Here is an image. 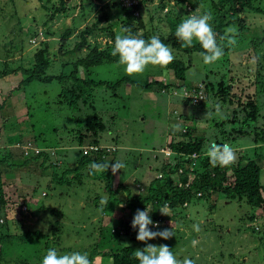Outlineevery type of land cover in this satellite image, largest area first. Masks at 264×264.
Masks as SVG:
<instances>
[{"label": "rangeland", "instance_id": "rangeland-1", "mask_svg": "<svg viewBox=\"0 0 264 264\" xmlns=\"http://www.w3.org/2000/svg\"><path fill=\"white\" fill-rule=\"evenodd\" d=\"M64 1L65 13L59 11L58 0H0V72L7 69L16 71L15 75L0 79V104H3L0 110V156L7 158V161L3 162L4 165L0 166V170L2 180L6 186L8 184L5 187L8 202L15 203L8 211V217L17 218L28 227L27 229L41 231L44 234H48L45 231V227L48 228L45 221L56 220L55 227L60 230L59 248H69L72 252L85 248L97 236V222L101 219L96 210L97 205L92 203L95 190L93 181L85 179L83 186L76 184L52 186L50 180L52 176L49 171L45 177L38 178V175L33 176L29 174V170L19 167L30 168V164L20 166L22 161L42 151L49 155V160L44 163L45 166L49 163L54 164L55 173L60 175L83 153V148L87 144L84 142L79 146L76 144V139L79 137L78 132H83L84 129H81V124L78 122V114L68 111L63 105L53 101L60 89L57 83L39 84L33 81L25 87H20L19 91L13 93L11 91L23 77L18 70L28 68L34 55L44 47H47L50 56L58 58L55 62L51 61L49 74L66 71L62 69L61 64L63 65V61L69 57L64 56L60 59L55 55L56 50H59L57 36L68 26L72 29L76 27L74 30L82 28L84 20H80V6L87 11L95 4L96 10L90 12L88 24L92 23L93 17L95 20L99 16L106 15L107 21L104 23L103 20L97 26L110 25L115 35L121 34L123 17L116 5L117 0ZM195 1L187 0L186 7L184 5L180 7L174 3V0H168L159 9V0H147L136 13L142 24L144 23V28L154 24L160 27L161 32H165L167 27L163 15L172 18L174 15L186 17L207 12L206 3L210 0H199L191 9V4ZM79 23L81 25L78 26ZM245 24L248 31L256 28L258 36L261 33L264 36V15L249 14L245 17ZM74 30L71 35L75 34ZM95 36L100 48H104L103 44L110 42L107 35L97 33ZM75 41L74 37L66 40L67 50L72 48ZM181 57V55L177 56V58ZM187 59L191 63L185 72L184 81L189 86V89L184 87L188 94H191L192 86H198L203 81L213 83L221 77L226 82L229 75L227 69L234 63L232 58H230L231 64L223 58L211 65H205L200 56L199 58L189 56ZM118 70L120 69L114 64L108 63L91 69L94 79L108 82H114L119 78L118 73L123 75ZM147 73L154 79L164 77L156 69ZM145 74L137 75L133 85L121 84L114 92L100 86L93 89L91 95L95 113L105 125V131L98 135L99 145L108 149L109 157L104 160L110 165L115 161L125 164V167L118 170L115 175L109 168L112 175V189L119 183L128 184L134 189L135 194L141 196L144 195L147 184L152 179L160 177L159 167L162 164L169 162L174 164L170 153L168 156L163 153L168 151L167 143L170 137L183 139L180 135V132L184 131L182 128L194 124L196 134L201 133L200 135L209 139L217 129L213 125L214 122H221L223 125L219 127L220 130L228 131L233 124L240 126L243 117V113L235 103H222L210 96L207 97L206 93L204 94L207 98L201 104L183 106L181 104L183 99L173 94V92L177 93V88L171 93L172 87L180 82L172 81L168 94L157 95L154 87L149 90L150 92L145 91L140 87ZM82 75L79 73L78 77L81 78ZM240 97L246 99L244 94H240ZM217 104L220 105L224 118L217 114L215 108ZM232 111H234L233 115ZM89 115L90 109L81 110L82 118L89 119L91 118ZM183 116H188V120L180 123L178 118L185 120ZM231 117L235 119V123L230 122L233 120ZM174 125H181V128L176 129ZM254 126L259 128L264 124L259 121L243 126L246 128L247 136L237 138L233 142L234 145H238L239 148L235 147L238 151L249 154L252 152L249 148L254 146L252 140ZM48 145L55 147L49 149ZM257 146L259 148L256 152L263 155L264 144ZM261 163V183H264V161ZM172 178L176 182V176L172 175ZM27 179L29 182L38 179L35 199L40 200L46 207L40 208V204H37L34 198L29 199L28 195L25 197L26 201L35 203L34 205L28 203L32 211L25 210V205L20 206L21 201H17L16 197L26 192L28 187L35 186L33 183L27 186ZM46 193L47 196L43 198ZM102 198L105 196L102 195ZM118 200L114 213L110 218L104 219L116 221L112 223L121 225V232L130 226L127 234L121 233L122 243L126 246L131 245L134 250L144 248L146 243L164 244L172 249L177 258L182 260L188 257L195 260V264H264V248L261 246V239L264 240L263 212L251 208L242 200H233L225 204L224 199L217 195H212L206 200H193L185 208L183 215L176 216L169 211L168 216L165 215L161 222H155L159 228H153L152 225L151 228L149 227L153 229L152 231L172 229L173 237L167 240L157 237L146 243L136 239L138 229L131 227V220L139 207L128 209L123 201ZM47 206L49 210L46 209ZM52 208L59 210L61 215L55 217L56 212ZM145 208L150 210L149 206ZM160 210L163 211L164 207ZM248 215L254 220L248 222L245 218ZM102 223L106 224V222ZM100 224L101 222L98 223L99 226ZM196 224L200 226L199 232L193 230V225ZM253 228L256 230L253 231ZM2 234L3 231L0 230V236ZM48 238L51 237L48 235ZM41 243V240H35V244L24 243L18 246L5 244V247L3 245V259L0 264H20L21 260L30 258L34 253V250H31L33 246L36 250L42 251ZM95 261L99 263V260Z\"/></svg>", "mask_w": 264, "mask_h": 264}, {"label": "trees", "instance_id": "trees-1", "mask_svg": "<svg viewBox=\"0 0 264 264\" xmlns=\"http://www.w3.org/2000/svg\"><path fill=\"white\" fill-rule=\"evenodd\" d=\"M58 1L59 11L65 13V8H63L65 1ZM167 1L159 0V9ZM186 1L174 0V3L180 7L183 5L186 7ZM198 1L196 0L194 4H191V9ZM146 2L147 0H139L138 4L131 7H122L116 3L123 17L121 25L122 27L130 28L133 35L141 36L145 40L153 35L159 36L163 43L173 49L175 60L166 67L148 65L146 71L142 73V75L146 74L142 77L143 81L140 87L148 92L154 87V92L157 95H161L170 93L172 81H175V83L180 82L172 87L171 93L177 88L175 95L183 99L181 101L183 106H187V104L192 106L199 105L210 96L212 99L219 100L222 103H235L243 113V117L241 118L240 126L233 124L228 131H224V129L220 130L219 127L223 125L221 122H214L213 125L217 129L214 134L210 135L211 137L209 139L204 138V136L200 135L201 133L196 134V126L194 124L182 128L184 131L180 132V135L183 139L177 140L171 139L170 137L167 148L172 153L170 154V158L174 160V164L170 162L162 164L159 167L160 177L152 179L147 184L144 195L141 196L138 193L135 194L133 192L134 189L128 184L119 183L112 189V175L109 169L105 173L91 174V170L89 169L90 163H104V159L109 157L107 155L108 149L103 148L98 143V135L105 131V125L95 113L94 107L92 106V90L104 86L106 90L109 89L114 92L121 84L133 85L135 83V77L141 75V73L129 75L125 72L124 66L119 63V56L111 55L116 35L111 31L110 25L97 26L103 20L107 21L108 17L99 16L95 20L93 19L92 23L84 25L75 36L71 35V31L75 28L72 29L69 26L57 36L59 38V50H56L55 55L60 59H63L64 56L69 57V59L63 61V65L61 64L62 69H66L65 72L61 70L56 74H49L51 61L55 62L57 61L55 59L58 58L53 55L50 56L47 53V47L39 50L34 55L32 63L28 68L18 70L23 77L12 89L11 93L16 92V90L19 91L20 87H25L33 81L39 84L57 83L60 89L53 101L59 105H63L68 111L78 114V122L81 124V129H84H82L83 132H78L79 137L76 139V144L81 146L86 142V146L95 145L97 147L96 150H84L85 153L80 154L74 161V164L60 175L55 173L54 164L49 163L45 166L44 163L49 160V155L42 151L36 152L34 155L26 158L27 160L22 161L20 166L30 164V168L28 166L23 168L18 166L20 169L29 170V174L33 176L38 175V178L45 177L49 171L52 176V179L50 178L53 183L52 186H75V184L83 186L85 184L83 180L89 179L93 181L95 190L92 203L97 205L98 208L95 209L98 210L99 219L101 220L97 222L96 238L89 242L85 248L78 250L81 253L86 252L92 264H139V261L133 255L134 248L131 245L126 246L122 243L123 236H121V233L127 234L130 226L121 232L122 226L112 223L116 221L104 219L106 217L110 218L114 213L118 199L123 201L128 209L139 207V209L144 210L146 206H149L150 217L154 223L163 220L165 215L160 212L162 211L160 209L164 205H167L170 208V212L176 216L183 215L185 208L191 201L206 200L212 195L223 198L225 204L233 200H242L251 208L260 209L264 215V183H261V162L264 161V154L262 155L256 152L259 148L257 145L264 144V126L259 128L256 126L253 127L252 140L254 146L249 148L252 149L250 154L245 151H238L236 149L239 148L238 145H234L233 143L237 138L247 136L248 133L243 126L249 125L250 123H258L259 121L262 125L264 124V36L262 33L258 36L259 34L256 32V28L248 31L245 24V17L249 14L264 15V0H210L209 3H206L208 7L207 12H210L213 17L211 24L213 31L217 33V42L224 45L223 58L229 63L230 58H232L234 63H230L231 65L227 69L229 75L226 82L220 77L216 82L203 81L202 84L191 87L194 91L200 93V100L195 104H191V98H188L190 94L187 93L186 96H182V89L184 91V87L189 89V86L184 83L185 72L191 64L187 58L189 56L199 58V53L203 49L199 42L195 40L192 47H184L182 42L175 36L177 26L187 16L174 15L170 18V16L163 15L166 20L165 26L167 27L165 32H161L160 27H156L154 24L148 25V28H144V23L142 24L136 11L140 10V7ZM90 9L88 8L87 10ZM231 27L237 29L235 35L237 42L235 46H228L226 40L220 41L219 39L221 36H230L231 34L227 33V29ZM97 33L107 35L110 40V42L103 44L104 48H100V44L96 42L97 38L95 34ZM69 37H74L76 41L72 48L67 50L68 44L66 40ZM178 55L182 57L177 58ZM104 63L114 64L116 68L120 69L118 71L122 72L123 75L118 73L119 78L114 82L94 79L91 69ZM153 69L163 74L164 77L161 79L152 78L147 72ZM15 73L16 71L13 69L4 70L0 72V79L5 76L15 75ZM79 73L81 75L83 73L81 78L78 77ZM243 82H247V84H243ZM204 93H206L207 97H205ZM42 94L45 95V93ZM240 94H244L246 99L241 98ZM2 107L3 104L1 103L0 110ZM85 108L90 109L89 116L91 118L89 119L80 116L81 110ZM26 111L28 110L26 109ZM233 114L234 111H232ZM190 117L192 118V115ZM183 118L185 120L178 118L180 123L188 120V116H183ZM231 119L233 120H230V122H236L234 118L231 117ZM180 126L179 128H181ZM211 143L219 145L227 143L234 148L236 147V162L228 167L211 166L205 154L207 146ZM48 146L49 149L55 147L54 145ZM192 154L196 156L192 158ZM5 161H7L6 156H0V166L4 165L3 162ZM154 170L157 171L156 169ZM172 175L176 176V182L172 178ZM29 183H33L35 186L28 187L26 192L16 197L17 201H21L20 206L25 205V210L28 212L32 211L28 203L32 205L35 203L26 201L25 197L28 195L29 199L34 198L36 203L40 204V208L46 207L43 206L40 200L35 199L38 179H35L34 182H29V179H27V186ZM48 185L51 184L48 183ZM7 186L1 178L0 170V230L3 231V234L0 236V261L3 259V245L5 247V244L8 246H18L24 243L35 244V240L42 241V251L36 250V247L33 246L31 250H34V253L30 255V258L21 260L20 264H41L42 258L46 255L47 250L53 247L60 254L70 252L69 248H59L58 234L60 230L55 227L56 220H53V222L50 220L45 221L48 225L46 229L48 234H44L41 231L27 229L28 227L17 218L8 217V211L12 209L15 203L12 202V204H9L8 202V195L5 192V187ZM102 195L105 198H102ZM46 196L47 193L43 195V198ZM101 199L107 200L108 205H101ZM46 209L49 210L50 208L48 207ZM52 209L56 212L54 214L55 217L61 215L59 210ZM245 218L248 222L254 220L249 215ZM118 221L121 222L120 220ZM99 222H101L100 226L98 225ZM102 222H106V224ZM149 227L151 228V225ZM254 230L256 228H253ZM48 235L51 237L50 239ZM261 246L264 248V240L262 239ZM96 259L99 260V263L95 261Z\"/></svg>", "mask_w": 264, "mask_h": 264}, {"label": "clouds", "instance_id": "clouds-1", "mask_svg": "<svg viewBox=\"0 0 264 264\" xmlns=\"http://www.w3.org/2000/svg\"><path fill=\"white\" fill-rule=\"evenodd\" d=\"M138 2L139 0L136 4ZM212 19L213 17L210 12L192 14L187 16L175 30V36L182 42L184 47H192L194 40L199 42L203 49L199 55L205 65H211L221 60L224 56V45L217 42V33L213 31L211 24ZM227 33L231 35L221 36L219 38L220 41L226 40L228 46H235L237 42L235 39L237 29L231 27L227 29ZM111 55L119 56V63L124 66L125 72L129 75L143 73L150 64L166 67L175 60L173 49L163 43L159 36L153 35L145 40L141 36L133 35L131 29L128 27H122L121 34L115 36ZM192 74L194 75L195 73L193 72ZM215 108L217 114L224 118L220 105L217 104ZM173 127L179 129V125H174ZM89 146H85V148ZM170 154L172 153L170 152ZM205 154L213 167H228L237 160L235 149L227 143L223 145L211 143L207 146ZM124 167L125 164L121 161H115L111 165L109 162H92L89 165V169L91 170L90 174L105 173L111 168V172L115 175L118 170H122ZM100 203L101 205H108V201L105 199H101ZM120 206L123 207V205ZM169 211L170 208L164 205V210L160 212L168 216ZM149 212L150 210H146V208L144 210L137 209L131 220V227L138 229L136 239L146 243L157 237L164 240L173 237L172 229L152 231L149 228V225H152L153 228H159V225L152 221ZM193 230L199 232L201 229L196 224L193 225ZM133 255L139 261V264H195V260L188 257H184L182 260L177 258L172 249L164 244L154 245L146 243L144 248L135 250ZM41 264H92V261L86 252L72 251L60 254L53 247L47 250L46 255L42 258Z\"/></svg>", "mask_w": 264, "mask_h": 264}, {"label": "built area", "instance_id": "built-area-1", "mask_svg": "<svg viewBox=\"0 0 264 264\" xmlns=\"http://www.w3.org/2000/svg\"><path fill=\"white\" fill-rule=\"evenodd\" d=\"M117 1L120 4V6H122V7H131V6L135 5L138 0H117ZM173 94H176V93L173 92ZM199 94L200 93H198V91L195 92L194 90H192V94L188 95V98H191L190 100H191L192 104H195V103L199 102V100H200L199 99L200 98ZM186 95H187V92L182 89V96H186ZM86 149H88V150H96L97 147L96 146H89L87 148H83V153H85L84 150H86ZM163 153L168 156L170 151L168 150V151H165ZM195 156H196L195 154L191 155L192 158L195 157Z\"/></svg>", "mask_w": 264, "mask_h": 264}, {"label": "crops", "instance_id": "crops-1", "mask_svg": "<svg viewBox=\"0 0 264 264\" xmlns=\"http://www.w3.org/2000/svg\"><path fill=\"white\" fill-rule=\"evenodd\" d=\"M117 5V4H116ZM95 6V7H94ZM94 6L90 9V10H87V11H85L83 8H81V6L79 7L80 8V11H79V15H81V19L80 20H84L83 21V26H82V28L84 27V25H87L88 24V22H89V20H90V12L92 11V10H96V5L94 4ZM111 8H112V6H111ZM86 12V13H85ZM85 13V14H84ZM106 16V15H105ZM104 16V17H105ZM76 19V18H75ZM75 19L72 21V23H74V21H75ZM93 19H94V17H93ZM105 19V18H104ZM106 22V20L104 21V23ZM71 23V24H72ZM80 23H82V22H80ZM78 24V26L79 25H81V24ZM68 28V27H67ZM76 28V27H75ZM82 28H79V29H77V30H74V33L75 34H73L72 36H75L77 33H78V31H80V29H82ZM71 34H72V31H71Z\"/></svg>", "mask_w": 264, "mask_h": 264}]
</instances>
